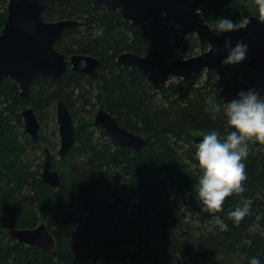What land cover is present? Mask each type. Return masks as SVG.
Instances as JSON below:
<instances>
[{
  "label": "trees",
  "instance_id": "trees-1",
  "mask_svg": "<svg viewBox=\"0 0 264 264\" xmlns=\"http://www.w3.org/2000/svg\"><path fill=\"white\" fill-rule=\"evenodd\" d=\"M195 1L207 8L212 26L221 16L240 25L258 14L254 0ZM8 3L0 0V32ZM44 19L80 22L56 49L97 58L100 67L97 77L69 68L59 78L37 79L25 100L12 80L0 85V264H248L252 256L264 264V145L249 142L246 191L226 197L222 210L203 211L194 191L195 144L202 133L225 126L222 115L211 119L206 101L215 93L227 102L249 89L264 95L253 72L226 65L185 82L158 69L124 66L118 63L123 53L167 64L178 53L180 59L196 56L201 46L195 35L134 26L91 0L49 2ZM61 100L76 132L69 151L54 155L61 175L54 189L42 179L41 158L43 147L57 150ZM26 105L41 124L40 143L25 131ZM102 106L146 139L142 151L119 145L95 125ZM52 122L53 132H44ZM242 198H250L251 207L236 224L227 213ZM40 224L56 238L53 251L8 234Z\"/></svg>",
  "mask_w": 264,
  "mask_h": 264
},
{
  "label": "water",
  "instance_id": "water-1",
  "mask_svg": "<svg viewBox=\"0 0 264 264\" xmlns=\"http://www.w3.org/2000/svg\"><path fill=\"white\" fill-rule=\"evenodd\" d=\"M64 0H9L8 16L0 32V85L12 80L20 88V97L28 99L33 83L37 79L59 78L70 68L92 77L98 76L100 61L92 56L76 54L65 56L56 49L57 42L66 30L81 23L76 20L49 22L44 13L49 2ZM108 11H117L132 25L147 24L151 30L161 29L181 34L183 38L195 35L200 43L199 54L187 59H173L164 64L150 56L134 52L123 53L118 63L143 71L158 69L171 77L185 82L211 73L226 66L222 63L227 55L225 40L248 44L244 61L236 64L239 69L250 70L254 81L264 88V20L250 16L238 30L216 36L214 26L205 18L207 8L195 0H91ZM213 45V51L211 46ZM217 49L220 51L217 52ZM60 149L63 157L71 148L76 124L66 103L60 101L56 108ZM25 131L36 143L41 142V124L31 106L22 111ZM95 125L119 145L142 151L146 139L122 127L117 118L104 106L94 116ZM42 179L54 189L60 188L61 175L54 166V159L48 148L44 149ZM19 243L44 251H53L57 246L55 236L46 224L33 229H12L8 233Z\"/></svg>",
  "mask_w": 264,
  "mask_h": 264
},
{
  "label": "clouds",
  "instance_id": "clouds-1",
  "mask_svg": "<svg viewBox=\"0 0 264 264\" xmlns=\"http://www.w3.org/2000/svg\"><path fill=\"white\" fill-rule=\"evenodd\" d=\"M258 15L264 18V0H254ZM214 33L220 36L238 30L236 22L221 16L215 20ZM248 44L225 40L227 55L222 63L236 65L244 61ZM213 51V45L211 46ZM220 50L217 49V52ZM205 111L215 120L223 117V131L210 129L202 133V139L195 144V167L199 170L194 186L195 198L205 212L222 210L226 197L246 191V163L249 156V142L264 145V95L255 89L240 91L236 98L224 101L214 93L206 101ZM228 211L227 215L239 224L249 213L250 198ZM251 245L252 241H247ZM248 264H261L258 256L248 259Z\"/></svg>",
  "mask_w": 264,
  "mask_h": 264
},
{
  "label": "rangeland",
  "instance_id": "rangeland-1",
  "mask_svg": "<svg viewBox=\"0 0 264 264\" xmlns=\"http://www.w3.org/2000/svg\"><path fill=\"white\" fill-rule=\"evenodd\" d=\"M251 16H257V17H259V15L257 14V13H252L251 14ZM261 18V17H260ZM261 19H263L264 20V18H261ZM241 25V24H240ZM178 56L175 58V59H177V58H180L179 56V53L177 54ZM97 112V111H96ZM96 114V113H95ZM95 114H94V116H95ZM54 127H55V123H51L50 124V126H49V128H43L44 129V132L45 131H47V132H49V133H52L53 132V129H54ZM42 128V127H41ZM51 138H52V141H51V143H52V145H54L55 143H56V141H55V138L53 137V135L51 136ZM46 148V147H45ZM44 147H43V149H45ZM59 149H60V141H59V144H58V147H57V150H55V151H52L51 149H49L50 151H51V153H52V155H53V159L55 160L56 159V156H54V155H56L57 153H58V151H59ZM44 161H45V156H43L42 158H41V162L44 164Z\"/></svg>",
  "mask_w": 264,
  "mask_h": 264
},
{
  "label": "flooded vegetation",
  "instance_id": "flooded-vegetation-1",
  "mask_svg": "<svg viewBox=\"0 0 264 264\" xmlns=\"http://www.w3.org/2000/svg\"><path fill=\"white\" fill-rule=\"evenodd\" d=\"M168 31V30H167ZM170 32V31H169ZM70 69H71V66H70ZM72 70V69H71Z\"/></svg>",
  "mask_w": 264,
  "mask_h": 264
},
{
  "label": "bare ground",
  "instance_id": "bare-ground-1",
  "mask_svg": "<svg viewBox=\"0 0 264 264\" xmlns=\"http://www.w3.org/2000/svg\"><path fill=\"white\" fill-rule=\"evenodd\" d=\"M175 59V58H174Z\"/></svg>",
  "mask_w": 264,
  "mask_h": 264
}]
</instances>
